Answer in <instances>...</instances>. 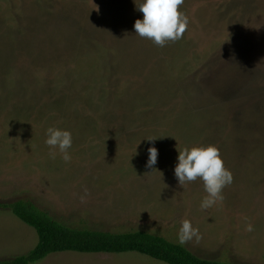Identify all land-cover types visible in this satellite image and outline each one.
<instances>
[{"label":"rangeland","instance_id":"1","mask_svg":"<svg viewBox=\"0 0 264 264\" xmlns=\"http://www.w3.org/2000/svg\"><path fill=\"white\" fill-rule=\"evenodd\" d=\"M139 3L0 0V261L39 241L2 207L25 200L74 229L177 243L188 220L196 255L264 264V0H184L187 29L163 47L136 35ZM50 127L72 133L70 161L45 143ZM208 145L233 182L204 210L203 181L182 187L174 168ZM32 264L145 263L65 251Z\"/></svg>","mask_w":264,"mask_h":264},{"label":"clouds","instance_id":"2","mask_svg":"<svg viewBox=\"0 0 264 264\" xmlns=\"http://www.w3.org/2000/svg\"><path fill=\"white\" fill-rule=\"evenodd\" d=\"M183 3L184 0H140L137 9L143 13V18L137 19L134 23L136 35L150 39L161 47L168 41L175 42L181 39L189 23L187 16L180 11ZM45 143L53 150L59 149L66 162L71 160L68 151L73 143L70 131L50 127L47 129ZM148 153L146 166L152 168L157 163L158 149L154 146L149 147ZM177 160L174 174L182 187L198 178L203 181L208 195L201 202L202 209L207 210L218 201H223L222 190L233 182V175L225 167L215 145L184 148L179 150ZM247 230L251 231L252 226L249 225ZM194 237L200 239L199 229L193 227L190 221L184 220L178 232L179 244L184 245Z\"/></svg>","mask_w":264,"mask_h":264},{"label":"trees","instance_id":"3","mask_svg":"<svg viewBox=\"0 0 264 264\" xmlns=\"http://www.w3.org/2000/svg\"><path fill=\"white\" fill-rule=\"evenodd\" d=\"M10 209L26 224L32 226L39 242L29 253L0 264H32L52 253L75 251L84 253H120L137 251L169 264H232L202 258L186 245L147 231L113 233L107 231L74 229L55 220L50 214L39 209L35 203L19 200L2 205Z\"/></svg>","mask_w":264,"mask_h":264},{"label":"crops","instance_id":"4","mask_svg":"<svg viewBox=\"0 0 264 264\" xmlns=\"http://www.w3.org/2000/svg\"><path fill=\"white\" fill-rule=\"evenodd\" d=\"M1 211V210H0ZM11 211V210H10ZM12 212V211H11ZM14 214V213H13ZM15 215V214H14ZM19 218V217H18ZM20 219V218H19ZM21 220V219H20ZM24 222V221H23ZM25 223V222H24ZM28 225V224H27ZM30 226V225H29ZM15 229V228H14ZM18 233H21V234H23L26 238H28V239H30L31 240V238H32V236H31V234H28V232L27 231H24V229H22V228H20L19 227V229L17 230V229H15ZM39 242V241H38ZM11 244V243H10ZM38 244V243H37ZM11 245H13V246H16V243H12ZM24 245H20V246H18L16 249H18V248H21V247H23ZM36 247V246H35ZM35 247H33L32 249H34ZM31 249V250H32ZM30 250V251H31ZM244 250V249H243ZM29 251V252H30ZM28 252V253H29ZM75 252V251H74ZM193 252V251H192ZM84 253V252H83ZM100 253H104V254H113V255H115V256H124L125 258H129V257H135V259L137 258V259H139L140 260V262L142 261L143 263H145V264H149V263H154V264H169V263H167V262H164V261H162V260H159V259H156V258H153V257H151V256H149V255H146V254H143V253H140V252H137V251H127V252H120V253H107V252H100ZM136 253H139V254H136ZM125 254H127V255H125ZM140 254L141 255H143L142 257H139L140 256ZM25 255V254H24ZM21 256V255H20ZM145 256H148V257H150V258H147L148 259V261H146L145 260ZM17 257V256H16ZM9 259V258H8ZM11 259V258H10ZM13 259V258H12ZM205 259H207V258H205ZM7 260V259H6ZM155 260H157V261H159V262H156ZM211 260V259H210ZM220 261H223V260H220ZM160 262H162V263H160ZM224 262H228L227 260H225ZM229 263V262H228Z\"/></svg>","mask_w":264,"mask_h":264}]
</instances>
